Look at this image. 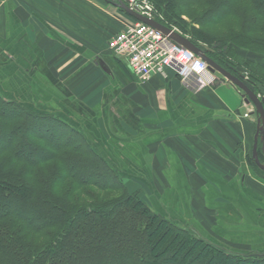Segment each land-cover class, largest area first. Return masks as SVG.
<instances>
[{
	"label": "crops",
	"instance_id": "1",
	"mask_svg": "<svg viewBox=\"0 0 264 264\" xmlns=\"http://www.w3.org/2000/svg\"><path fill=\"white\" fill-rule=\"evenodd\" d=\"M131 22L105 0H0V96L78 127L156 212L264 254L253 106L211 73L183 81L167 70L140 83L107 47ZM240 53L264 69V56ZM257 90L264 107V84Z\"/></svg>",
	"mask_w": 264,
	"mask_h": 264
},
{
	"label": "trees",
	"instance_id": "2",
	"mask_svg": "<svg viewBox=\"0 0 264 264\" xmlns=\"http://www.w3.org/2000/svg\"><path fill=\"white\" fill-rule=\"evenodd\" d=\"M147 1L156 21L258 95L264 69L237 54L264 56V38L251 36L264 34V0ZM217 27L224 34L205 30ZM124 180L78 127L0 96V264H264L159 214Z\"/></svg>",
	"mask_w": 264,
	"mask_h": 264
},
{
	"label": "built area",
	"instance_id": "3",
	"mask_svg": "<svg viewBox=\"0 0 264 264\" xmlns=\"http://www.w3.org/2000/svg\"><path fill=\"white\" fill-rule=\"evenodd\" d=\"M140 15L156 20L153 7L146 0H125ZM110 52L125 60L130 72L140 83L167 70L183 81H201L209 75L207 64L193 53L176 45L148 25L132 21L121 28L107 44Z\"/></svg>",
	"mask_w": 264,
	"mask_h": 264
},
{
	"label": "water",
	"instance_id": "4",
	"mask_svg": "<svg viewBox=\"0 0 264 264\" xmlns=\"http://www.w3.org/2000/svg\"><path fill=\"white\" fill-rule=\"evenodd\" d=\"M116 7L124 12L127 16L131 17L132 19L143 23L145 25L150 26L151 28L157 30L162 35L167 37L170 41L179 45L186 49L187 51L193 53L202 61H204L208 65V71L216 76L219 79H224L233 86H235L240 92L241 97L244 100V103L247 105H252L254 108V113L257 117V126H256V133L253 141L252 147V159L254 161L255 166L264 173V165L259 161L258 155V144H261L260 152L264 156V107H263V100L254 94L247 85L242 81V79L232 75L228 71L221 68L211 59H209L204 52H202L199 48L193 45L187 38L183 37L180 33L167 28L160 24L155 20L148 19L144 16H141L137 12L131 10L125 3L118 1Z\"/></svg>",
	"mask_w": 264,
	"mask_h": 264
},
{
	"label": "rangeland",
	"instance_id": "5",
	"mask_svg": "<svg viewBox=\"0 0 264 264\" xmlns=\"http://www.w3.org/2000/svg\"><path fill=\"white\" fill-rule=\"evenodd\" d=\"M147 1V0H146ZM106 2V1H105ZM148 2V1H147ZM149 3V2H148ZM150 4V3H149ZM151 5V4H150ZM195 10L193 9H191L190 11H188V13H193ZM187 15V14H186ZM196 15H199V12H197L196 13ZM188 16V15H187ZM184 20H186V21H188L187 20V18H184ZM231 23V21H229L228 22V24H230ZM173 30H175V31H177L175 28L173 29ZM206 31H208V32H210V33H213V34H215V35H219V34H224V31L220 28V27H217V28H214V29H205ZM179 33V32H178ZM114 36V35H113ZM253 38H264V34H259V33H256V34H253V35H251ZM111 39V38H110ZM109 39V40H110ZM109 42V41H108ZM108 44V43H107ZM242 52H245V51H242ZM258 54V53H257ZM237 56L239 57L238 59H239V61H246L247 59H246V55L245 54H243V53H238L237 54ZM256 57H259V54L258 55H255ZM260 56H261V54H260ZM115 57V56H114ZM130 192H133L132 190L130 191ZM105 197H116L117 195L116 194H111V193H102ZM144 194V198L142 197L141 199L143 200V201H145L149 206H150V204H149V202L147 201L148 199H147V194L146 193H143ZM151 207V206H150ZM152 208V207H151ZM160 214V213H159ZM162 215V214H161ZM179 224V223H178ZM180 225V224H179ZM187 226H189L188 224H187ZM190 228H191V226H189ZM192 230H193V228H192ZM158 237V242L162 245V244H165V245H169L168 244V236H170L169 234H168V236H163L162 234H161V232H159V233H157L156 234ZM218 245V244H217ZM219 245H221V244H219ZM221 246H223V247H226V246H224V245H221ZM226 248H228V250L229 251H231L233 254H235V255H237V254H239L241 257H244V258H247L248 259V261H249V259H251L252 257H255V256H260L259 254H255V253H250V252H240V251H235L234 249H232V248H229V247H226ZM172 249H174L171 245H170V247H169V249H168V251H167V254L168 255H174L173 253H174V250H172ZM172 258H174V256H172ZM181 259V256L180 255H178L177 257H176V260H180Z\"/></svg>",
	"mask_w": 264,
	"mask_h": 264
}]
</instances>
